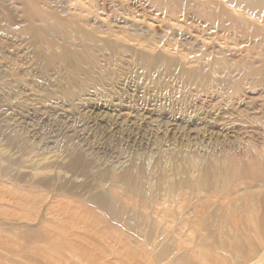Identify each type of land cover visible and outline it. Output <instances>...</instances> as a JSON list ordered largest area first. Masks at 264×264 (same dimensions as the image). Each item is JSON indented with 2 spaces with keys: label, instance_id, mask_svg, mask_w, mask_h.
Segmentation results:
<instances>
[{
  "label": "rangeland",
  "instance_id": "obj_1",
  "mask_svg": "<svg viewBox=\"0 0 264 264\" xmlns=\"http://www.w3.org/2000/svg\"><path fill=\"white\" fill-rule=\"evenodd\" d=\"M63 49L93 71L69 99ZM208 162L244 172L194 190ZM0 264H264V0H0Z\"/></svg>",
  "mask_w": 264,
  "mask_h": 264
},
{
  "label": "bare ground",
  "instance_id": "obj_2",
  "mask_svg": "<svg viewBox=\"0 0 264 264\" xmlns=\"http://www.w3.org/2000/svg\"><path fill=\"white\" fill-rule=\"evenodd\" d=\"M213 11H214V13L216 15H220L221 14L220 7L217 6V5H214V4H213ZM110 51H112V50L110 49ZM44 60H45V62L47 64L58 62V64H61V65L64 66V69H65L66 74H67V78H66L65 82L61 85L60 88L62 90V96L65 99L73 98L74 96L78 95L79 92H81L83 90L84 86L81 85V83L79 81L78 73L84 72V71L87 72L88 73V77L86 78V80H91V74L92 73H90V72H93L92 71V67L89 66L88 64H86V62L80 57V55L77 52H74V51L68 50V49H63L58 54L45 55L44 56ZM137 60H138V62L140 64H142L144 66L146 72L150 73L151 71H154V72L157 73V76L159 78L157 80L153 81L154 85H156V86L157 85L158 86L161 85L160 84V77L163 78L167 74H170V72H172V75L175 73V78L179 82H181L182 84L187 85L191 89H203L208 84H210L209 83V75H208V73L198 72V71L192 70V69H187V70L186 69H182L181 67H177V65L174 63V61H172L170 59H164V58L157 57V56H155V57H147V56H144L143 54H139L138 57H137ZM160 87H162V86H160ZM232 91L236 92L237 91V86H234L232 88ZM214 157H216V156H214ZM223 160H224V158H223ZM154 162H155V160H154ZM155 165L158 166V168L160 169L159 172H162V171L166 172L167 171V169L164 166V162L163 161H159L158 160ZM216 165L214 166L212 163L208 162L203 167L202 173L193 180V181H195L194 182V184H195L194 190H197L199 188L211 189V188H214V187H218L217 189H221L225 185L224 182H226L227 180H229V181L236 180V179H238L239 175L244 172L243 171V168H244L243 165L242 166L239 165L238 168L236 167L233 170V174H232V170L230 169V165L228 167L227 166H216ZM192 166L194 167L195 165L194 164L185 165L184 167L181 168V170H182V172H187L189 170L188 168H191ZM175 168H176V166H175ZM179 170H180V168H179ZM229 170H231V171H229ZM169 172H171V171H169ZM143 173H145V171L142 169L141 171L138 170V173H136V174H132L131 175V174L126 173V177L124 176L123 178L128 180V185L131 188H137V185H136L137 177L141 176ZM101 176L102 175H100V177ZM103 176L106 177L105 175H103ZM157 178H158L159 181L161 180L162 182H164V183H162V185L164 184L163 188H164L165 191H167V193L170 192V191H175V189H178L180 185H185V184H188V182H189L188 180H183V181L179 180V182H174V181L169 182V181L166 180V178H168L167 174H165V175L164 174H160L159 177H157ZM143 195H144V193H143ZM94 200H95V202H96V204L98 206H100V207H104V206L108 207L107 216H108V218L110 220L120 221L122 223L124 222L122 217H121V214H122L121 213V209H120V207L117 205V203L115 201H114V203L112 202L109 206H107V202L110 203V201H112L113 199L106 198L104 196H96ZM210 212H211L210 216H211V219H212V224H214L216 215L214 213H212L213 211H210Z\"/></svg>",
  "mask_w": 264,
  "mask_h": 264
}]
</instances>
